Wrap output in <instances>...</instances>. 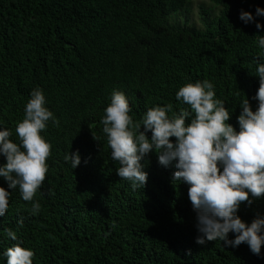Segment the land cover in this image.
<instances>
[{
	"label": "trees",
	"instance_id": "16d2710c",
	"mask_svg": "<svg viewBox=\"0 0 264 264\" xmlns=\"http://www.w3.org/2000/svg\"><path fill=\"white\" fill-rule=\"evenodd\" d=\"M193 4L0 0V130L20 143L15 128L37 87L59 121L57 127L50 120L40 133L52 147L48 172L33 198L40 204L37 214L0 177V187L10 192L0 216V264H7L3 252L16 243L34 252L32 264H264V245L257 256L245 243L197 244L189 186L172 179L176 161L165 167L155 150L148 154L141 161L146 185L133 190L131 181L117 175L120 164L102 131L114 90L125 94L134 122L156 105L171 104L179 113L188 107L176 99L179 88L205 79L214 84L215 98L224 101L236 130L241 100L248 98L255 111L256 67L264 62L258 45L264 16L255 9H264V0H205L197 6L196 21ZM241 10L262 27L241 21ZM76 151L80 164L73 169L64 156ZM4 163L0 154V166ZM237 215L247 224L264 218V196L241 203ZM234 236L228 233L229 240Z\"/></svg>",
	"mask_w": 264,
	"mask_h": 264
},
{
	"label": "clouds",
	"instance_id": "9594fccd",
	"mask_svg": "<svg viewBox=\"0 0 264 264\" xmlns=\"http://www.w3.org/2000/svg\"><path fill=\"white\" fill-rule=\"evenodd\" d=\"M255 15L264 16V9L257 7ZM239 19L245 24L255 23L257 29L262 27L251 12L241 10ZM258 45L264 49V36L259 37ZM260 59L264 60V55ZM255 76L259 77V87L253 99L258 106L253 111L248 98L241 100L239 130L228 123L231 115L224 101L215 98L214 84L207 79L179 88L176 99L188 106L179 113L172 111L171 104L156 105L136 122L129 115L132 109L125 94L114 90L101 123L111 157L120 164L116 173L131 181L133 190L146 185L147 172L143 171L141 161L148 154L155 150L158 163L165 167L176 161L172 179L189 186L187 195L200 234L197 244L218 239L235 248L245 243L259 256L264 245V218L257 217L247 224L237 215L241 203L251 205L253 199L264 196V62L257 63ZM50 120L53 126H59L37 87L30 92L24 118L15 128L20 143L12 142L9 130H0V154L6 158V163L0 166V177L5 178L10 189L18 188L24 201L32 202V215L40 210V204L33 202V198L48 172L46 161L52 146L40 133ZM64 160L76 168L80 164L79 152L66 153ZM9 195L0 187V216L8 209ZM17 224L22 227L23 219ZM4 231L12 241L17 240L12 229ZM229 232L235 234L234 239H228ZM3 255L7 264H32L34 252L16 243Z\"/></svg>",
	"mask_w": 264,
	"mask_h": 264
},
{
	"label": "rangeland",
	"instance_id": "374dc122",
	"mask_svg": "<svg viewBox=\"0 0 264 264\" xmlns=\"http://www.w3.org/2000/svg\"><path fill=\"white\" fill-rule=\"evenodd\" d=\"M201 2H205V0H194V4L192 7V12H191V19H193L194 21L198 20V16H197V6L198 4H200Z\"/></svg>",
	"mask_w": 264,
	"mask_h": 264
}]
</instances>
